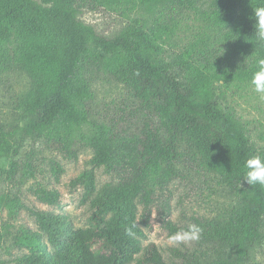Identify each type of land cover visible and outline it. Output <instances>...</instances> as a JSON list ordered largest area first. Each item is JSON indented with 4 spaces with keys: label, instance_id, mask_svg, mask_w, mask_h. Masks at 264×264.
<instances>
[{
    "label": "trees",
    "instance_id": "trees-1",
    "mask_svg": "<svg viewBox=\"0 0 264 264\" xmlns=\"http://www.w3.org/2000/svg\"><path fill=\"white\" fill-rule=\"evenodd\" d=\"M261 2L0 0V93L9 99L0 120V256L14 255V264H264V187L240 177L264 148L216 93L220 81L249 83L252 6ZM99 7L142 12L105 33L84 17ZM195 27L202 37L181 47L180 33ZM84 148L91 156L68 186L81 189L90 214L75 227L29 205L26 193L58 205L53 182L64 167L55 156L76 159ZM100 168L108 180L99 185ZM176 184L209 194L216 212L175 222ZM153 210L170 237L195 223L200 239L170 247L168 257L143 246Z\"/></svg>",
    "mask_w": 264,
    "mask_h": 264
},
{
    "label": "rangeland",
    "instance_id": "rangeland-1",
    "mask_svg": "<svg viewBox=\"0 0 264 264\" xmlns=\"http://www.w3.org/2000/svg\"><path fill=\"white\" fill-rule=\"evenodd\" d=\"M141 12L127 11L123 15L119 10L112 11L110 8L99 7L92 11H86L84 17L89 22L98 25L103 32L111 33L127 21H132ZM189 25L192 26L191 21H188ZM180 36L182 38L181 47L202 37L196 27L181 32ZM216 93L218 95V101L222 106H227L232 109L242 124L245 125L254 145L264 148V98L260 94L255 93L249 86V83L225 84L223 81H220L216 85ZM7 101H9L8 94L2 95L0 93V120L2 121L5 118L8 119V116L5 115L9 105ZM90 156L91 151L88 148L82 149L76 159H66L60 154H56V159L64 167L60 181L58 183L53 182V186L61 193L59 204L51 206L41 203L30 193H26L28 204L39 209L65 215L75 227L87 226V219L90 214L89 203L82 202L81 189L70 188L68 182L83 169L85 162ZM97 180L99 185L108 180V176L103 172L102 168L97 170ZM170 202L172 205L171 218L175 222L186 221V217L196 212L203 215H212L216 212L215 203L209 194H184L182 186L178 184L174 187V194H172ZM4 215L5 213H2L1 217ZM21 221L34 226L33 219L26 211H22ZM150 222L151 227L146 229V237L142 240L143 246L154 243L165 257L169 256L170 247L190 246L191 242H170V236L167 230L161 225V222L157 220L155 210H153ZM14 253L16 254L17 251H14ZM0 258L5 260L4 264H14L12 262L14 255L2 254Z\"/></svg>",
    "mask_w": 264,
    "mask_h": 264
},
{
    "label": "clouds",
    "instance_id": "clouds-1",
    "mask_svg": "<svg viewBox=\"0 0 264 264\" xmlns=\"http://www.w3.org/2000/svg\"><path fill=\"white\" fill-rule=\"evenodd\" d=\"M252 8L255 18L254 39L256 47L253 55L248 56L245 63L246 69L251 70L249 86L255 93L260 94L261 97L264 98V54H261V52L264 51V2L256 4L252 6ZM222 54H224V50L216 54L214 58ZM240 177H243L249 185H260L264 187V155L254 154L249 156L244 162L243 174ZM135 227L136 225L133 224L128 228L127 231L130 236L134 235L132 229ZM202 232V227L198 224L190 223L186 230L171 236L170 242L182 243L198 241Z\"/></svg>",
    "mask_w": 264,
    "mask_h": 264
}]
</instances>
